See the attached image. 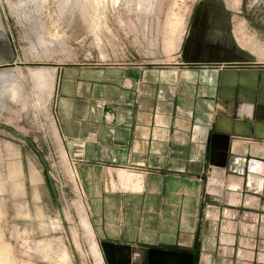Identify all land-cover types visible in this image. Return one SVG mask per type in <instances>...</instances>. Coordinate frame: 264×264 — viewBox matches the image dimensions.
Listing matches in <instances>:
<instances>
[{"label": "crops", "instance_id": "crops-1", "mask_svg": "<svg viewBox=\"0 0 264 264\" xmlns=\"http://www.w3.org/2000/svg\"><path fill=\"white\" fill-rule=\"evenodd\" d=\"M174 28L164 60L125 62L108 86L82 88L91 104L58 117L48 157L70 168L82 209L70 240L95 264H264L259 41L253 27ZM20 130L0 124L1 264H24L11 237L20 221L29 234L53 232L52 198ZM49 244L39 243L45 256ZM62 247L59 264H72Z\"/></svg>", "mask_w": 264, "mask_h": 264}, {"label": "rangeland", "instance_id": "rangeland-1", "mask_svg": "<svg viewBox=\"0 0 264 264\" xmlns=\"http://www.w3.org/2000/svg\"><path fill=\"white\" fill-rule=\"evenodd\" d=\"M4 27L16 55L11 63ZM174 27H253L254 44L259 41L264 57V0H0V124L20 127L18 139L32 144L52 198L47 213L53 216L51 234L43 229L29 234L23 221L12 231L21 263L59 264L63 242L72 264L96 263L89 254L79 256L70 240L82 209L70 168L48 157L50 152L58 156L55 125L58 117L91 104L82 88L108 86L111 74L125 70V62L164 60ZM71 161L76 162L73 154ZM19 208V216L27 214ZM39 243H51L53 254L48 249L45 256ZM83 250L89 252L86 240Z\"/></svg>", "mask_w": 264, "mask_h": 264}, {"label": "water", "instance_id": "water-1", "mask_svg": "<svg viewBox=\"0 0 264 264\" xmlns=\"http://www.w3.org/2000/svg\"><path fill=\"white\" fill-rule=\"evenodd\" d=\"M3 42L10 48L12 57L9 59V62H13L15 60L16 55L14 54L13 45H12V39L10 37V34L8 32V29L4 27V33L2 35Z\"/></svg>", "mask_w": 264, "mask_h": 264}, {"label": "bare ground", "instance_id": "bare-ground-1", "mask_svg": "<svg viewBox=\"0 0 264 264\" xmlns=\"http://www.w3.org/2000/svg\"><path fill=\"white\" fill-rule=\"evenodd\" d=\"M36 77L38 78L39 81H41V77L36 74ZM0 79H4V76L3 75H0ZM14 87V86H13ZM46 249V248H45ZM98 256V253L96 254ZM1 264V263H0Z\"/></svg>", "mask_w": 264, "mask_h": 264}]
</instances>
